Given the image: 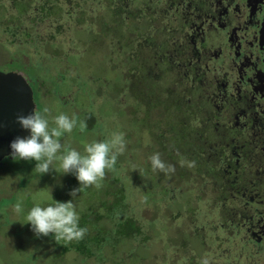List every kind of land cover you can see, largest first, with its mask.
<instances>
[{
  "label": "flooded vegetation",
  "instance_id": "1",
  "mask_svg": "<svg viewBox=\"0 0 264 264\" xmlns=\"http://www.w3.org/2000/svg\"><path fill=\"white\" fill-rule=\"evenodd\" d=\"M0 12V27L21 22L58 35L74 26L93 29L101 19L94 44L62 53L102 54L110 68L112 54L125 56L114 67L125 68L118 91L133 93L128 84L135 82L136 103L169 96L186 132V156L180 151L178 159L200 164L190 180L199 178V190L205 186L215 194L211 204L198 196L196 207L186 209L188 234L199 236L186 241V264H264V0H0ZM76 12L74 26L64 22ZM111 23L120 35L119 51L108 49L115 38ZM126 29L133 35L124 37ZM40 36L33 39H46ZM4 68L0 72L22 73ZM127 68L136 70L129 76ZM32 69L37 74H22L33 89L35 111L43 113L44 80ZM172 117L164 118V127ZM167 130L157 131L161 144H172L174 132Z\"/></svg>",
  "mask_w": 264,
  "mask_h": 264
},
{
  "label": "rangeland",
  "instance_id": "2",
  "mask_svg": "<svg viewBox=\"0 0 264 264\" xmlns=\"http://www.w3.org/2000/svg\"><path fill=\"white\" fill-rule=\"evenodd\" d=\"M15 15L12 13V17ZM67 16L68 14L64 18ZM77 16L76 12L72 19H65L64 22L74 26L73 22ZM100 21L102 20L95 22L93 29H80L74 26L69 32L59 35L49 27L37 31L21 22L2 24L0 68H18L22 73L29 74L36 73L32 68H37L45 85L42 96L44 107L49 109L50 115L44 111L40 113L48 116L50 127L51 117L61 113L70 117L73 114L78 118L80 116L73 131L64 133L60 138L62 145L75 148L83 154L87 143L109 141L114 133L123 135L126 148L123 154L117 157L120 163L117 175L125 185L128 195L129 203L125 213L137 218L143 227V234L137 240L123 238L114 245H103L99 250L94 249L95 254L91 256L82 255L73 249L63 253L61 247L55 245L51 239L39 238L34 234L31 224L26 222L29 212L27 208H32L35 203H41L42 206L52 203V198L57 200L55 196L60 195L58 190L63 191V193L60 191L62 194L70 195L76 185L66 190L69 187V182H65L64 179L67 174L56 172L54 169L59 168V161L53 162V169L47 173L48 176H42L36 171L37 162L34 160L5 159L0 166V177L4 175L0 183V196L13 195L0 199V264H186V241L196 242L199 239V236L188 234V230L191 229L188 228L186 218L189 213L186 209L196 207L198 196H203V202L207 201L208 204L215 201V194L208 187L203 186L199 190L201 186L198 185L199 178L190 180L191 175L200 169V164L195 163L194 167H186L184 175L180 173L182 166L178 158L181 156L180 151L186 156V132L184 121L174 114L175 110L170 109L168 104H160L154 107L147 117L149 103L143 101L136 103L132 93L122 94V90L117 91V86L122 89L125 85V68L114 67L118 66L120 59L125 56L112 54L114 61L111 62L110 68L108 58H104L102 54L67 57L62 53L78 48L85 50L94 44L91 37L93 32L98 38L101 35ZM112 25L114 23L110 24L113 30L110 37L115 38L110 44L114 45L108 49L113 52L120 50L121 41L118 42L120 35L114 32L115 25ZM5 28H8L10 33L14 30V36L10 37ZM39 33L40 37L46 39L43 41L33 39ZM51 35L55 36V39H51ZM131 35L132 31L128 29L124 31V37ZM73 37L75 38L71 42ZM101 43L104 44L102 46L108 44L105 40ZM58 53L60 55H57ZM41 65L44 67L40 68ZM146 87L149 88V85ZM58 90H62V93ZM67 90L70 92L66 93ZM64 91L66 92L63 93ZM142 91H145V87ZM125 102L127 103L121 104ZM88 113L91 123L86 116L87 128L82 132L81 116L83 118V114ZM172 115L173 117L165 123V127L174 132L172 144L167 140L161 144L162 138L157 135V131L162 135H168V130L164 127V118ZM140 117L142 121L147 118L157 121V131L142 125ZM171 150H174L173 159L169 157ZM156 152L161 154L166 163L175 166L173 174L169 176L152 170L149 158ZM12 173L16 177H9L10 179L6 177ZM114 174V168L107 170L105 178L100 181L101 187L93 185L88 189V193H77L74 198L70 195L71 198L68 200L73 199L79 216L82 212H89L91 208L101 214L105 213V208H98L102 202L100 200L94 202L100 192L119 188V184L112 183ZM162 187L165 190H162ZM14 197L15 201L12 200ZM28 197L31 205L26 204ZM111 198L109 196L106 199L107 203ZM17 202H21L23 208L19 215L13 212V206ZM5 216L10 220L3 218ZM104 225L107 227L109 222ZM95 231L92 230V234L96 233ZM144 236L146 238L142 240Z\"/></svg>",
  "mask_w": 264,
  "mask_h": 264
},
{
  "label": "clouds",
  "instance_id": "3",
  "mask_svg": "<svg viewBox=\"0 0 264 264\" xmlns=\"http://www.w3.org/2000/svg\"><path fill=\"white\" fill-rule=\"evenodd\" d=\"M44 113L50 115L49 109L44 108ZM16 122L26 130H30L27 137H16L11 143L10 155L17 160L36 161L35 169L40 174L49 173L54 161H59V168H54L62 174H74L79 181L80 187L71 190L70 195L74 198L82 187H101L100 181L105 178L106 170H111L118 155L123 154L126 141L122 134L114 133L109 141H93L84 146L81 154L75 148L62 145L60 138L64 133H71L77 125V117H71L61 113L51 117L50 127L48 116L39 111H33L27 115L19 114ZM87 128L86 121L80 122V131ZM152 170L160 171L165 175L175 172V166L166 163L159 152L150 158ZM181 166L194 167L195 161L180 160ZM52 197V196H51ZM145 202L147 197L144 198ZM46 206L35 203L26 216V222L31 224L32 231L37 237L53 235L56 241L71 242L81 240L87 233V228L79 226V214L72 200L60 202L54 200ZM23 211L22 203L17 202L13 206V212L19 215ZM201 264H209L204 259Z\"/></svg>",
  "mask_w": 264,
  "mask_h": 264
},
{
  "label": "trees",
  "instance_id": "4",
  "mask_svg": "<svg viewBox=\"0 0 264 264\" xmlns=\"http://www.w3.org/2000/svg\"><path fill=\"white\" fill-rule=\"evenodd\" d=\"M134 70H136V68H127L126 69L127 74L129 76H131L133 74ZM128 87L131 88L133 93L136 92L137 88H136L135 82H130L128 84ZM61 91L62 90H60V93H62ZM117 91H118V86H117ZM65 92L66 91H64L63 93H65ZM69 92H70V90L69 91L67 90L66 93H69ZM82 93L84 94V92H82ZM133 97H135V96H133ZM69 98H70V96H69ZM69 98L67 99V101H69ZM160 104L161 105L168 104L171 107L170 109H173V110H175L176 109L175 106H177V105L172 103V100L169 98V96L163 97L161 94H158L156 96V100H153L152 103L148 104V107H147L148 112H146L147 117H149L150 111L152 109H154V107L156 108V106L160 105ZM174 114L176 115V113H174ZM89 115H90L89 113L87 115L83 114V118L86 121V116H87L89 122L91 123V117ZM79 118H80V116H79ZM79 118L77 117V120ZM83 118L81 116L82 121H84ZM143 121L141 120L142 125H144L148 129H151L152 131H155V128L157 127V121L150 120L148 118L144 119ZM52 125H54V124L51 123V126ZM170 156L172 158H174L173 152L170 153ZM113 168L115 170V174L112 178V183L113 184L114 183L119 184V188L117 190H105V191L100 192L98 194V196L96 195L97 198H96V201L94 203H97L98 200H100V202H102L101 206H99L98 208L99 209L101 207L105 208L106 211L104 214H101L97 211H94L91 208V210L89 212H82V214L79 216L80 217L79 226L83 227V228H87V233L85 234L83 239H81L79 241L73 240L71 242H66L63 240L56 241L53 235L41 236L39 238L51 239V241H53V243L55 245L61 247L63 253L73 249V250L79 252L80 254L86 255V256H91V255L95 254V251L99 250L103 245L104 246L105 245H114L117 242H119L120 240H122L123 238H128L130 240L139 239V237L143 234V227L141 226L140 222L137 220V218H135L134 215H128L125 213V210H127L126 206H127V203H129V200H128V195L126 192V187L122 183L121 178L117 175V171H119V169H120V163L117 161ZM180 168L182 169V172H180V173L183 174L184 170H186V166H182ZM106 174H107V170H106ZM7 175L9 177L15 176V174H13V173L7 174ZM39 175L48 176L47 173L39 174ZM19 176H20V174L17 175V177H19ZM64 179H65V182H69V187L66 188V190H70V189L74 188V187H72L74 185H76V188L80 187L79 181L77 180V178L74 174L69 173V174H67V176ZM128 181H132V180H128ZM109 182H110V179H109ZM125 182H127V180H125ZM127 183H129V182H127ZM113 184H111V185H113ZM25 187H27V185ZM90 187L91 186L82 187L81 190L79 191V193H81V194L82 193L83 194L88 193V189ZM162 190H165V188L162 187ZM58 191H59L60 195L55 196V199H57V201L66 202V201H68V199L71 198V196L68 194H62L63 191H61V190H58ZM109 196H111L112 198L110 199V202L107 203L106 199ZM12 200L15 201V197ZM28 203H29V205H31L30 197H28L26 200V204H28ZM30 209L31 208H27V212L30 211ZM6 219L10 220L8 217H6ZM100 222H103V223L100 224ZM107 222H109V225L106 227L104 225V223H107ZM110 224L112 225V227H110ZM92 230H96L95 231L96 233L92 234ZM39 238H36V239H39ZM145 238H146V236H144L142 238V240H144ZM94 249H96V250H94ZM100 258L104 260V258L102 256H100Z\"/></svg>",
  "mask_w": 264,
  "mask_h": 264
},
{
  "label": "water",
  "instance_id": "5",
  "mask_svg": "<svg viewBox=\"0 0 264 264\" xmlns=\"http://www.w3.org/2000/svg\"><path fill=\"white\" fill-rule=\"evenodd\" d=\"M33 89L22 73L0 72V161L11 156L10 143L16 137H27L30 130L16 122L19 114L35 111Z\"/></svg>",
  "mask_w": 264,
  "mask_h": 264
}]
</instances>
